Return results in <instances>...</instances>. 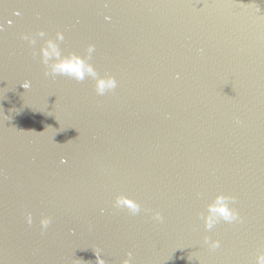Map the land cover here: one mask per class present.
Wrapping results in <instances>:
<instances>
[{
	"label": "water",
	"instance_id": "1",
	"mask_svg": "<svg viewBox=\"0 0 264 264\" xmlns=\"http://www.w3.org/2000/svg\"><path fill=\"white\" fill-rule=\"evenodd\" d=\"M57 31L61 56L117 87L45 76L39 48ZM218 194L241 220L206 230ZM262 252L264 0H0V264H257Z\"/></svg>",
	"mask_w": 264,
	"mask_h": 264
},
{
	"label": "clouds",
	"instance_id": "2",
	"mask_svg": "<svg viewBox=\"0 0 264 264\" xmlns=\"http://www.w3.org/2000/svg\"><path fill=\"white\" fill-rule=\"evenodd\" d=\"M19 15V13H17ZM108 19V17H105ZM11 23V22H9ZM36 36L44 38L46 33L44 31H38ZM23 39L28 40L29 44H35L36 38L30 36H23ZM64 40V34L57 31L55 34V40L48 38L44 39L43 43L39 48V57L41 63L44 65V75L45 76H62L67 77L77 82L85 80V76L90 74L96 80L95 91L98 95H103L106 91H111L117 87V81L115 77L111 75H105L104 77H99L94 70L90 67L88 72H82L81 69L85 68L86 65L83 62V58L77 56L75 53H70L68 56H61L58 50V45L56 41L62 42ZM89 54L95 51V45L89 44L87 46ZM35 54V53H34ZM25 89L30 87L29 82H24L22 85ZM63 162V161H62ZM235 197L228 196L224 194H218L213 201L212 205L206 215H202L204 222V228L206 230H211L216 224L221 221L226 223L240 222L241 217L239 212L235 207L230 205L234 204ZM114 207L116 208H126L131 215H136L141 211V205L137 202L130 200L127 197H116L114 201ZM153 219L156 221H162L163 216L160 212L153 213ZM26 222L31 225L33 223V218L31 213L27 214ZM52 219L50 216H42L39 220V225L41 231L46 230L51 224ZM204 243L208 245L210 249H217L220 247V241L209 240L207 236L204 237ZM97 258L99 259V253H97ZM131 256V253L128 254ZM257 264H264V252L260 253L256 257ZM102 264V261H100ZM122 264H130L129 259H125Z\"/></svg>",
	"mask_w": 264,
	"mask_h": 264
}]
</instances>
